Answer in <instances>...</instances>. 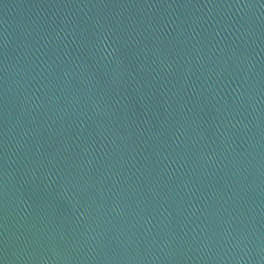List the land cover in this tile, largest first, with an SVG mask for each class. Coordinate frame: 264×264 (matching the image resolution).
Listing matches in <instances>:
<instances>
[{
	"label": "water",
	"instance_id": "obj_1",
	"mask_svg": "<svg viewBox=\"0 0 264 264\" xmlns=\"http://www.w3.org/2000/svg\"><path fill=\"white\" fill-rule=\"evenodd\" d=\"M0 264H264V0H0Z\"/></svg>",
	"mask_w": 264,
	"mask_h": 264
}]
</instances>
